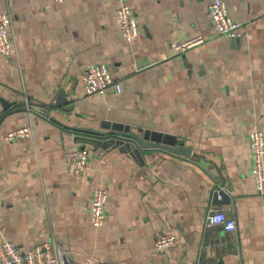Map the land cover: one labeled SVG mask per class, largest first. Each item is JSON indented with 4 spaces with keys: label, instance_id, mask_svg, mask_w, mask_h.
Returning <instances> with one entry per match:
<instances>
[{
    "label": "crops",
    "instance_id": "1",
    "mask_svg": "<svg viewBox=\"0 0 264 264\" xmlns=\"http://www.w3.org/2000/svg\"><path fill=\"white\" fill-rule=\"evenodd\" d=\"M211 1L0 0L14 40L12 55L0 54V243L25 250L53 239L74 264H264V195L250 148V131L264 135V0H223L245 23L242 36L217 33ZM123 2L138 21L130 40ZM197 35L173 53L174 39ZM91 63L108 65L120 91L86 94L80 74ZM107 121L170 133L192 152L148 148L141 162L77 137ZM29 123L32 136L6 138ZM82 145L91 153L75 174L67 160ZM98 186L108 201L94 225ZM219 188L228 202L215 198ZM214 208L234 215V231L209 223ZM166 231L176 241L157 251Z\"/></svg>",
    "mask_w": 264,
    "mask_h": 264
},
{
    "label": "built area",
    "instance_id": "2",
    "mask_svg": "<svg viewBox=\"0 0 264 264\" xmlns=\"http://www.w3.org/2000/svg\"><path fill=\"white\" fill-rule=\"evenodd\" d=\"M62 2L64 0H55ZM118 17L121 32L127 39H132L138 34V21L132 6L123 2L118 8ZM208 12L212 25L218 34L229 36H242L245 23L233 18L223 0H213L209 4ZM12 16L9 11H0V54L10 57L14 50V40L10 33ZM204 38L197 35L185 40L174 39L171 43L173 53L181 52L191 45L201 42ZM80 78L86 94L95 92L103 93L110 89L120 91L121 86L112 76L108 65L105 63H91L83 67ZM33 126L21 125L6 133L8 140L19 137L32 136ZM250 148L252 158V174L258 193L264 195V135L260 130L250 131ZM90 149L86 145L79 146L69 153L67 167L70 172L80 174L86 168L90 157ZM108 190L104 186L95 187L92 193L90 206V221L94 225L104 222ZM209 223H221L227 231L236 229L234 215L223 209L214 208L208 215ZM176 241L173 232L159 233L154 240L157 251L170 248ZM0 264H74L70 260L69 251L57 242L46 240L28 249H20L16 242L5 239L0 243ZM79 264H127L125 261L95 262L87 261Z\"/></svg>",
    "mask_w": 264,
    "mask_h": 264
},
{
    "label": "water",
    "instance_id": "3",
    "mask_svg": "<svg viewBox=\"0 0 264 264\" xmlns=\"http://www.w3.org/2000/svg\"><path fill=\"white\" fill-rule=\"evenodd\" d=\"M81 130L85 131V133H91V135L78 134L77 137L92 144L95 148L108 149L117 147L121 151L135 155L141 162H143L141 151L148 148H160L182 155H190L192 152L191 146L185 145L175 135L170 133L142 128L132 130L128 125L116 122H103L102 129L82 128ZM218 196L228 202L223 189H216L215 198L217 199Z\"/></svg>",
    "mask_w": 264,
    "mask_h": 264
},
{
    "label": "bare ground",
    "instance_id": "4",
    "mask_svg": "<svg viewBox=\"0 0 264 264\" xmlns=\"http://www.w3.org/2000/svg\"><path fill=\"white\" fill-rule=\"evenodd\" d=\"M226 190V189H225Z\"/></svg>",
    "mask_w": 264,
    "mask_h": 264
}]
</instances>
